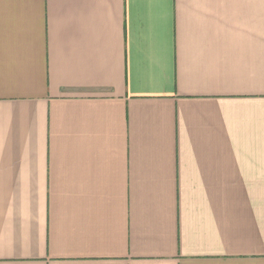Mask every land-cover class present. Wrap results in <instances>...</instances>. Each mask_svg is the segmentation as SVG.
Listing matches in <instances>:
<instances>
[{
    "label": "crops",
    "instance_id": "1",
    "mask_svg": "<svg viewBox=\"0 0 264 264\" xmlns=\"http://www.w3.org/2000/svg\"><path fill=\"white\" fill-rule=\"evenodd\" d=\"M0 264H264V0H0Z\"/></svg>",
    "mask_w": 264,
    "mask_h": 264
}]
</instances>
